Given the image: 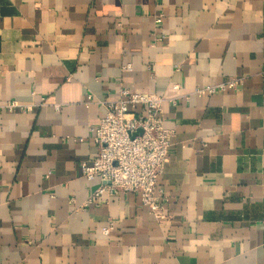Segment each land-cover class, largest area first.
Instances as JSON below:
<instances>
[{
    "label": "crops",
    "instance_id": "1",
    "mask_svg": "<svg viewBox=\"0 0 264 264\" xmlns=\"http://www.w3.org/2000/svg\"><path fill=\"white\" fill-rule=\"evenodd\" d=\"M122 87L165 99L163 217L135 192L88 202ZM10 100L32 109L0 108V264H264V0H0Z\"/></svg>",
    "mask_w": 264,
    "mask_h": 264
},
{
    "label": "built area",
    "instance_id": "2",
    "mask_svg": "<svg viewBox=\"0 0 264 264\" xmlns=\"http://www.w3.org/2000/svg\"><path fill=\"white\" fill-rule=\"evenodd\" d=\"M163 18L164 13H159L154 20L161 25ZM127 68L129 65L124 67ZM240 83V78H232L218 84L199 85L194 92L201 96L211 95L237 88ZM164 100L157 93L122 87L118 99L101 102L105 114L92 129L97 154L91 163L82 162V175L88 180L98 176L102 183L88 202L105 191L111 194L135 192L140 195L144 207L158 217L164 216L167 197L158 187V179L169 160L174 134L164 125ZM0 108L27 112L32 105L10 100ZM111 229L112 223L103 228L105 234Z\"/></svg>",
    "mask_w": 264,
    "mask_h": 264
}]
</instances>
